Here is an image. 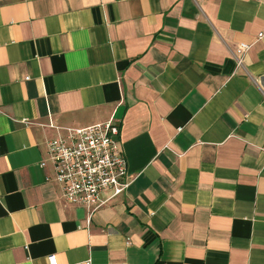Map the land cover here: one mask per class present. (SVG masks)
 I'll use <instances>...</instances> for the list:
<instances>
[{
    "label": "crops",
    "instance_id": "1",
    "mask_svg": "<svg viewBox=\"0 0 264 264\" xmlns=\"http://www.w3.org/2000/svg\"><path fill=\"white\" fill-rule=\"evenodd\" d=\"M111 116L133 180L87 225L46 124ZM52 254L264 264V0H0V264Z\"/></svg>",
    "mask_w": 264,
    "mask_h": 264
},
{
    "label": "built area",
    "instance_id": "2",
    "mask_svg": "<svg viewBox=\"0 0 264 264\" xmlns=\"http://www.w3.org/2000/svg\"><path fill=\"white\" fill-rule=\"evenodd\" d=\"M262 37L263 33H260L259 38ZM251 47L252 44L242 42L234 51L238 67L243 66ZM46 125L55 131V135L46 140L48 158L41 166L49 163L53 166L63 198L69 203L85 206L87 225H90L95 212L107 201L102 197L103 192L111 189L110 198H114L125 193L133 180L120 142L121 122L111 116L106 121L85 127L61 126L53 122ZM46 178L50 179V176ZM49 262L58 264L55 254L49 256Z\"/></svg>",
    "mask_w": 264,
    "mask_h": 264
}]
</instances>
